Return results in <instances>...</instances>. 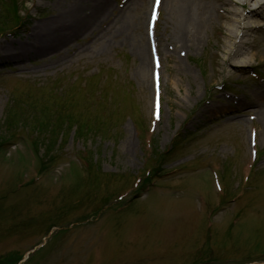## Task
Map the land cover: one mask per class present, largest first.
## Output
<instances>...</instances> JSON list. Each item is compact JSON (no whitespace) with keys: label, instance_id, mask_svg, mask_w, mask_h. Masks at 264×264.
I'll return each instance as SVG.
<instances>
[{"label":"rangeland","instance_id":"374dc122","mask_svg":"<svg viewBox=\"0 0 264 264\" xmlns=\"http://www.w3.org/2000/svg\"><path fill=\"white\" fill-rule=\"evenodd\" d=\"M133 1L109 0L62 63L0 62V264H264V13L235 67L216 13L186 50L165 7L153 29ZM73 3L0 0V56Z\"/></svg>","mask_w":264,"mask_h":264},{"label":"bare ground","instance_id":"6f19581e","mask_svg":"<svg viewBox=\"0 0 264 264\" xmlns=\"http://www.w3.org/2000/svg\"><path fill=\"white\" fill-rule=\"evenodd\" d=\"M102 2L100 6L94 7L89 4V0H74L71 6L61 8L60 16L35 24L29 35L30 43L12 48L2 47L0 62L19 63L30 56L41 57L55 52L59 58L58 63H62L66 57L62 48L70 45L81 32L93 28L98 21L107 16L111 5L109 0H102ZM161 6L166 9L167 23L171 24L172 36L170 39L174 47L179 46L186 50L199 48L203 41L202 33L211 23L213 14L216 13V18L221 23L219 26L223 31V36L227 39L222 42L220 48L224 64L227 63V65L235 67L249 66L248 63L251 59L240 49L247 45L248 32L262 27L258 24L257 18L264 13V0H162ZM237 8H240L241 12ZM144 10L143 6L141 16L144 14ZM125 16H128L127 12ZM141 20L140 18L136 22L139 28H141ZM134 49L136 56L141 61L140 69H142L147 64L144 42L140 40L138 44H134ZM69 51L76 52L78 50L76 47H71ZM261 94V96L255 97L263 101L264 93ZM260 112L264 113L261 110ZM262 135L264 132L261 133Z\"/></svg>","mask_w":264,"mask_h":264},{"label":"trees","instance_id":"16d2710c","mask_svg":"<svg viewBox=\"0 0 264 264\" xmlns=\"http://www.w3.org/2000/svg\"><path fill=\"white\" fill-rule=\"evenodd\" d=\"M12 12L14 13V16H16L17 12H16V11H14V10H13ZM14 20H15V21H17L15 18H14ZM5 261H7V262H8V258H7V260H5ZM7 262H6V263H7Z\"/></svg>","mask_w":264,"mask_h":264},{"label":"snow or ice","instance_id":"6c2138e0","mask_svg":"<svg viewBox=\"0 0 264 264\" xmlns=\"http://www.w3.org/2000/svg\"><path fill=\"white\" fill-rule=\"evenodd\" d=\"M157 2H158V0H157Z\"/></svg>","mask_w":264,"mask_h":264}]
</instances>
